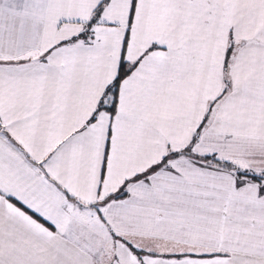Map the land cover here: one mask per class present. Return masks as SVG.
<instances>
[{
    "label": "snow or ice",
    "instance_id": "1",
    "mask_svg": "<svg viewBox=\"0 0 264 264\" xmlns=\"http://www.w3.org/2000/svg\"><path fill=\"white\" fill-rule=\"evenodd\" d=\"M0 264H264V0H0Z\"/></svg>",
    "mask_w": 264,
    "mask_h": 264
}]
</instances>
